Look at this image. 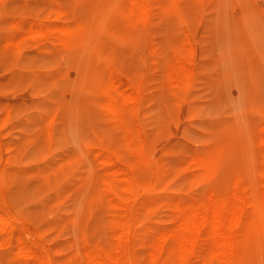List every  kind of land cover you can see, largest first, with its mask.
Segmentation results:
<instances>
[{
  "label": "rangeland",
  "instance_id": "obj_1",
  "mask_svg": "<svg viewBox=\"0 0 264 264\" xmlns=\"http://www.w3.org/2000/svg\"><path fill=\"white\" fill-rule=\"evenodd\" d=\"M98 1H111L113 6L118 0ZM21 6L28 14L70 7L80 19H93L100 9L95 0H0V116L7 120L3 135L10 195L46 230L50 242L60 248L61 259H71L73 244L88 221L102 239L109 232L105 214L95 211L88 216L91 192L84 187L87 170L93 165L96 134L107 131L93 116L89 90L95 73L104 70L107 63L115 62L123 74L143 83L140 122L151 143V155L142 165L141 176L151 185L158 180L159 187L146 195L141 215L147 216L152 229L167 222L172 200L199 195L208 187L223 188L237 174L247 175L254 164L250 149L253 132L264 121L263 0L184 4L182 11L197 34V72L180 95L171 94L163 84L164 62L175 29L169 16L159 14L138 25L127 34L131 45L98 34L92 22L87 46L64 52L42 41L6 44L18 32L13 20L23 10ZM113 11H109L110 17ZM143 37L148 41L143 39L146 49L139 48ZM144 58L153 62L149 68ZM239 102L242 106L236 105ZM48 129H53L54 135H48ZM196 159L204 162L201 167L190 166ZM48 175L56 179L58 191L47 184ZM250 258L246 264H255Z\"/></svg>",
  "mask_w": 264,
  "mask_h": 264
},
{
  "label": "bare ground",
  "instance_id": "obj_2",
  "mask_svg": "<svg viewBox=\"0 0 264 264\" xmlns=\"http://www.w3.org/2000/svg\"><path fill=\"white\" fill-rule=\"evenodd\" d=\"M190 1L203 3L206 0H118L113 6L111 1L99 4L95 0L100 13L93 19L76 18L70 7L59 6L55 11L28 14L26 8L21 6L23 10L13 20L18 32L7 39L6 44L16 46L28 41H42L59 46L64 52L74 46L85 48L90 23L93 22L98 34L131 45L132 42L127 40L129 32L135 31L138 25L152 21L159 14L167 15L174 21L175 29L164 62L163 84L171 94L180 95L197 72V34L182 11L184 4ZM110 10H114L112 17ZM144 37L141 41L143 44H139L141 47H136L141 49L146 44ZM143 60H146H141L146 64L147 58ZM91 82L89 96L93 116L106 126L107 131L96 134L92 147L95 148L93 165L87 170L84 187L91 192L87 214L89 217L95 211H99L101 216L105 214L108 235L105 239L97 236V231L91 228L88 221L73 244L75 250L71 259L60 258V248L50 242L46 230L35 223L27 209L10 195L9 160L5 156L3 135L7 120L0 116V264H246L251 256L255 259L253 263L264 264V121L253 132L250 149L254 164L246 172L247 175L237 174L223 188L208 187L199 195L172 200L167 209V222L152 229L147 216L141 215L146 195L159 187L158 180L151 185L141 176L142 165H146L151 155V143L140 122L144 103L143 83L123 74L113 61L107 63L104 70L95 73ZM242 103L236 105L242 106ZM52 134L53 129H48V135ZM203 163L202 159H196L190 166L201 167ZM60 171L64 177L63 168ZM156 176L161 178L158 173ZM46 182L54 191H58L56 179L48 175ZM68 234L71 236V233Z\"/></svg>",
  "mask_w": 264,
  "mask_h": 264
}]
</instances>
